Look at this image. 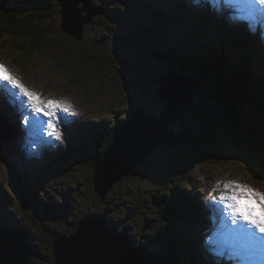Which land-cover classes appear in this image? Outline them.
Masks as SVG:
<instances>
[{
  "label": "rangeland",
  "instance_id": "374dc122",
  "mask_svg": "<svg viewBox=\"0 0 264 264\" xmlns=\"http://www.w3.org/2000/svg\"><path fill=\"white\" fill-rule=\"evenodd\" d=\"M46 1L52 5L45 7L43 5L46 3L45 0H36L41 6L38 13L36 12L38 21L35 22H39L41 28L48 30L41 51L30 52L21 48L25 42L27 46L29 45L30 36L19 37L18 47L11 44L9 37L4 36L0 40V63L7 67L9 74L16 76L29 90L39 93L44 100L70 103L75 114L58 112L62 139L47 136L34 124L35 120H47V117L33 113L27 98L18 89L0 83L6 87L9 98H6L7 102L4 99L0 110L7 116L13 128L12 140L3 145V156L0 157V227L6 222L14 227H21L34 238L36 252L39 251L40 256L47 258L46 244H40L38 240L42 239L41 232L43 236L46 234L42 226L49 235L56 236L58 233L71 235L82 218L106 212L111 221H118L119 231L126 229L137 246L143 245L154 255L158 252V246L147 247L144 243L148 242L147 238L152 239L157 230L166 224L162 222L154 226L160 217L158 206L152 202L157 194L161 196L159 189L164 184V181H153L152 177L154 169L160 168L167 158L166 152H170L164 150L166 145L156 147L148 158L147 161L154 165L152 171L149 168L146 170L143 164L136 167L134 177L120 183L115 190L113 188L106 202L96 193L86 164L83 165L76 159L62 162L61 156L66 154L69 144L72 143L69 148H76L80 142L90 141L87 138V133L90 132L85 131L105 124V119H109L112 114L123 119L125 116L128 117L130 109L139 104L145 106L147 113L159 114L158 110L149 111L151 107L157 105L154 100L157 80L163 72L162 69H168L167 65L175 68V63L148 57L149 44L164 51L162 37L172 42L173 46L178 44L179 39L163 25L155 27L152 23L151 37H148V40H153L149 44L146 41L147 48L145 44L143 49L141 46L119 47V41L113 39L115 31L128 35L133 40H139L141 37L135 29L139 24H143V20H152L140 9L142 3L138 0L136 4L138 2L140 8L138 7V13L133 15L135 21H131V16L121 12L122 8L127 7L118 0H93L105 9L108 8L113 17L108 15L110 17L108 20L104 15L97 14L93 24H85L83 38L77 40L62 31L59 5L55 0ZM187 1L160 0L162 7L168 10L183 5L184 10L189 11ZM189 1L195 5L198 3V0ZM229 2L232 8H236L239 19L240 6V13L244 19L255 17L257 21L254 27L260 25L261 20L258 16L264 17V5L254 0H245L243 4L237 2L239 6L234 0ZM45 12L51 13L39 19ZM24 15L21 13L20 16ZM184 17L188 23V15L185 12ZM198 25L194 24L197 27ZM215 32L219 33V30L215 29ZM93 43L102 47L99 53H94ZM68 51L70 59L63 61L62 54ZM256 52L259 58L263 57L259 48ZM93 54L94 59L90 57ZM129 57L133 59L134 68L129 66L130 63L126 60ZM78 69L87 70L88 76L83 80L80 78L75 80L74 71ZM194 103L206 108L210 114L214 109L209 106L213 105L211 102ZM13 111L14 117L13 115L10 117L8 114ZM20 114L22 116H19ZM253 115L260 118L257 113ZM25 116L29 118L28 124L24 123ZM193 119L192 116V122ZM255 126L259 127L256 123ZM238 128L247 140L249 138L248 141L253 148L251 143L253 138L244 131V128ZM245 129L249 131V127ZM179 130L183 131L184 127ZM221 144L223 145L220 150L209 146L210 151L205 154L202 166L192 172L189 180L175 179L183 186L188 185L186 192H193L194 195L191 193L190 198L196 216L192 215L194 220L182 219L183 226L187 229L186 234L188 233L190 241L202 244L199 252L207 253L208 258L200 255L201 264H223L224 259L232 257L238 260L236 264H264V248L246 250L247 241L234 231L239 224H233L230 216L221 210L223 206L213 199L214 197L218 199L220 195L218 191H214L216 185L226 181L247 184L264 193V169L261 167L260 158L253 152L255 147L251 149L252 152L242 150L230 136H225ZM255 152L259 154L258 147L255 148ZM52 159L54 162L50 163ZM21 186L26 191V199L31 205L27 210L20 198ZM253 200L258 201V198L254 197ZM253 207L256 208L255 215L264 219L259 203L254 202ZM147 218H150L148 222ZM47 238L45 237V240ZM46 263L49 262L44 259H37L34 262Z\"/></svg>",
  "mask_w": 264,
  "mask_h": 264
},
{
  "label": "trees",
  "instance_id": "16d2710c",
  "mask_svg": "<svg viewBox=\"0 0 264 264\" xmlns=\"http://www.w3.org/2000/svg\"><path fill=\"white\" fill-rule=\"evenodd\" d=\"M136 1L118 0V2L125 4V7H127V10L120 8L121 12L131 16V21H135L133 15L138 13V2H140L142 7L139 8L144 10L152 21L143 20V24H139L135 29V32L141 37L139 40H133L128 35L116 33V31L113 33V39L119 41V47L141 46L140 48H142L143 44H145L147 48L146 41L149 44L153 40H148V37H151L152 23H154L155 27L163 25V27L171 30L172 34L179 39L176 46H173L172 42L162 37L164 51H160L157 47L151 46V44H149L150 50H147L148 52L144 51L148 53L150 58L175 63V67L178 70L194 77L199 82V90L196 93L198 101L211 102L213 105L209 106L214 107L211 112V119L207 116L209 111L198 106L193 112H187L183 119L172 124L176 131L191 125L194 132L196 130V133H192L194 139L187 146L169 147L166 145L164 150L170 152H166L167 158L162 162V166L160 168L157 167L153 171V181H164V184L159 189L161 196L159 194L155 196L156 199L162 200V203L157 205L160 218L155 222L154 226H158L162 222H166V224L157 230V234L152 239L151 237L147 238L148 242L144 244L147 247L158 246V252L153 255L158 264H201V256L208 258L207 253L199 252L202 244L190 241L182 220L184 218L194 220L192 215L196 216V212L192 207V199L190 198V194L192 193L193 195V192H186L189 186H183L180 181H175V179L184 178L189 180L192 172L202 166L209 146L220 150L223 145L221 141L223 138L225 139L221 128H219L222 121H230L234 125H236L235 123H240L244 131L250 137L253 136L251 143L256 149L257 147L259 148L260 155L257 152L258 155H255L260 158L261 167L264 169L263 43L258 36L252 35L247 29L232 23L231 18L223 20L214 12L202 13L194 8L193 4L190 5L189 0L186 2L189 11H185L183 5L168 10L162 7L160 0H138L137 4ZM45 2L43 4L45 7L52 5L51 3L49 4V1L45 0ZM55 2L58 4L57 0ZM57 4L55 5L58 6L59 4ZM95 4L101 6V10L104 11V14L101 15H104L108 20L113 17L107 10L108 8L105 9L101 4ZM39 6L41 4H38L36 0H0V40L4 36L9 37V40L12 41L11 44L18 47L19 37L30 36L29 45L27 46V42H25L21 48L30 52L41 51L40 48L45 45L44 40L46 35H48V30L41 28L39 22H35L38 21L36 12L38 13ZM184 12L188 15V23L184 17ZM21 13L25 15L20 16ZM48 13L51 12L42 13L39 19L48 16ZM94 18L89 24L95 22ZM194 24L199 25L197 27ZM215 29L219 30V33L215 32ZM93 44L94 53H99L102 47L96 46V43ZM257 48L263 53V57H258ZM90 57L93 58L94 54ZM62 59L63 61L70 59V51L64 52ZM126 59L132 64L133 59L131 57ZM167 68L162 70L175 69L171 65H167ZM74 75L75 80L78 78L83 80V78L88 76L85 69L74 71ZM141 106L143 105L139 104L137 107L130 109L127 116H130ZM160 108L161 105L157 103L149 111L158 110L159 112L161 111ZM253 113L259 114L260 118H256ZM192 116L194 117L193 122L191 120ZM110 118V120L105 119L107 121H105V124L85 131V133L90 132L87 133V138L90 141L80 142L76 148H69L72 143L69 144L66 154L61 156L62 162L76 159L83 165L86 164L91 183H93L95 163L103 157L119 129L121 118L114 114ZM125 118L126 116L123 119ZM254 122L259 127H256ZM248 127L249 131L245 129ZM55 160L58 161L57 158ZM52 162H54V159L50 161V163ZM143 167L152 171L154 165L146 161ZM134 173L116 184L114 190L123 181L134 177ZM20 191V198L25 204L24 208L27 210L31 205L26 199V191L22 186ZM194 206L197 207L196 205ZM103 215L107 217L109 223L117 226L118 221H111L106 212ZM149 220L150 218H147V222ZM41 228L46 233V236H43L40 230L42 239L39 238L38 240L40 244H46L48 255L45 256L47 258H44L43 255L40 256L39 251L36 252L34 249V238L27 231L18 226L14 227V225L7 222L4 226H1L0 264H34L37 259H44L49 262L48 264H54L52 245L56 236L54 234L49 235L44 226ZM124 231L126 232V229ZM45 237L48 238L45 240Z\"/></svg>",
  "mask_w": 264,
  "mask_h": 264
},
{
  "label": "water",
  "instance_id": "95a60500",
  "mask_svg": "<svg viewBox=\"0 0 264 264\" xmlns=\"http://www.w3.org/2000/svg\"><path fill=\"white\" fill-rule=\"evenodd\" d=\"M57 2L62 15V31L77 40L83 38L85 24L97 14H104L101 6L93 0ZM132 64L129 66L134 68L133 61ZM198 90L199 82L190 74L176 67L165 70L158 77L154 91V100L161 105L160 113H147L145 107L141 106L130 117L121 119L117 134L94 167V188L103 201L117 183L148 160L156 147H184L194 139L192 133H196V130L194 132L191 125L177 132L172 124L199 106L194 103L199 100L196 95ZM207 116L211 119L210 113L207 112ZM235 124L222 121L219 128L224 136L234 139L242 150L252 152L254 147L238 131V127L242 126ZM12 136L13 128L0 110V157L3 156V145L10 142ZM253 152L257 154L255 148ZM161 203L162 200L153 198L154 205ZM52 247L54 264H158L151 251L143 245L137 246L127 232L119 231L118 226L109 223L103 214L82 218L71 235L56 234Z\"/></svg>",
  "mask_w": 264,
  "mask_h": 264
},
{
  "label": "snow or ice",
  "instance_id": "6c2138e0",
  "mask_svg": "<svg viewBox=\"0 0 264 264\" xmlns=\"http://www.w3.org/2000/svg\"><path fill=\"white\" fill-rule=\"evenodd\" d=\"M237 2L243 4L245 0H237ZM254 2L264 5V0H254ZM0 83H6L18 89L27 98L33 113L47 117V120L34 121L42 132L57 140L62 139L57 113L75 114L70 103L61 100H44L39 93L29 90L16 76L9 74V70L3 63H0ZM29 122V118L25 116L24 123ZM214 191L220 193L218 199L215 197L213 199L223 206L221 210L230 216L233 224H239L234 231L247 241L246 250L264 248V219L255 215L256 208L253 207V203L258 202L260 212L264 215V193L237 181L219 182ZM254 197L258 198V201H254Z\"/></svg>",
  "mask_w": 264,
  "mask_h": 264
},
{
  "label": "bare ground",
  "instance_id": "6f19581e",
  "mask_svg": "<svg viewBox=\"0 0 264 264\" xmlns=\"http://www.w3.org/2000/svg\"><path fill=\"white\" fill-rule=\"evenodd\" d=\"M256 3H257V2H256ZM58 4H59V3H58ZM258 5H259V4H258ZM14 112H15V111H13L11 114H8V115H9L10 117H12V115H13V117H14ZM131 115H132V114H131ZM131 115H130V116H131ZM19 116H22V114H20ZM130 116H128V117H130ZM128 117H126V118H128ZM126 118H125V119H126ZM117 132H118V131H117ZM225 261H226V260L223 261V264H229V263H227V262H225Z\"/></svg>",
  "mask_w": 264,
  "mask_h": 264
}]
</instances>
